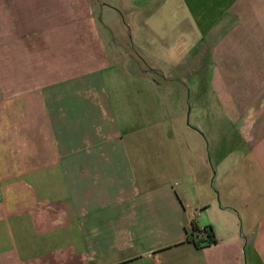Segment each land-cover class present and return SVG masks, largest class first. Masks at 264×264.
<instances>
[{
    "label": "crops",
    "instance_id": "1",
    "mask_svg": "<svg viewBox=\"0 0 264 264\" xmlns=\"http://www.w3.org/2000/svg\"><path fill=\"white\" fill-rule=\"evenodd\" d=\"M106 1L0 0V264H264V0Z\"/></svg>",
    "mask_w": 264,
    "mask_h": 264
},
{
    "label": "rangeland",
    "instance_id": "2",
    "mask_svg": "<svg viewBox=\"0 0 264 264\" xmlns=\"http://www.w3.org/2000/svg\"><path fill=\"white\" fill-rule=\"evenodd\" d=\"M112 1L108 0L106 2L108 4H110V5H112V6L117 7L118 9H120L119 6L117 5L118 3L116 1H114V0H112ZM94 2H95V5L97 7V9L94 8L95 12L101 14L100 11L103 10V6H104L103 2H104V0H94ZM113 11H114V9H105L104 10V15H109V14L113 15ZM156 11H157V14H155L152 17V19L150 18V20L151 21L152 20L155 21V20H157V18H159V20L155 21L153 24H152V22L148 23L149 26L151 27V29L155 30L160 35H162V34L163 35H168V36H170V38L171 37H176L177 33H179L178 32L179 30H176L175 27L179 25V24H177L178 21L180 22V20H184L185 15H186L184 10L182 8H180V7L179 8H177V7H164L163 8L162 7L160 11L159 10H156ZM115 28H116L117 33L120 35L121 33H120L119 28H117L116 26H115ZM170 38H169V41L172 40ZM160 49L161 48H159L157 50H160ZM169 49H170V47L166 51H169ZM177 51L178 50L175 48V50H173V53L170 54V57L172 59H175L177 57V55L179 54ZM150 60L152 62L151 64L155 66L156 60H154L153 58H150ZM166 66L169 67L170 64L166 65ZM171 66L175 67V65H171ZM177 70L178 69H176V71ZM171 71L172 70L169 71L167 69L166 70H161V69L160 70H156V69H154L153 73L157 74V75H154V77L157 78V81L166 82L167 83V82H173L169 78V76H170L169 74L171 73ZM118 73H121V72L118 71ZM160 73L162 74L163 77L161 76ZM178 73H182L181 70H179ZM144 79L146 80L145 82H148V80L146 78H144ZM137 80L138 79L136 78V76L135 77L132 76V75L130 77L128 76V82H134V81L136 82Z\"/></svg>",
    "mask_w": 264,
    "mask_h": 264
},
{
    "label": "trees",
    "instance_id": "3",
    "mask_svg": "<svg viewBox=\"0 0 264 264\" xmlns=\"http://www.w3.org/2000/svg\"><path fill=\"white\" fill-rule=\"evenodd\" d=\"M190 238L197 247H204L217 241V237L211 227L200 228L196 224L193 226Z\"/></svg>",
    "mask_w": 264,
    "mask_h": 264
}]
</instances>
